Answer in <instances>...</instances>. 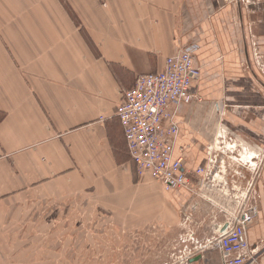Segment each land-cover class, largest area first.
<instances>
[{
	"label": "crops",
	"instance_id": "1",
	"mask_svg": "<svg viewBox=\"0 0 264 264\" xmlns=\"http://www.w3.org/2000/svg\"><path fill=\"white\" fill-rule=\"evenodd\" d=\"M255 11L227 0H0V264H75L77 244L91 264H218L208 214L234 209L252 177L241 160L264 155ZM187 42L202 101L179 109L173 155L194 180L210 165L211 200L140 178L116 115L136 78ZM256 189L248 240L264 264V165ZM184 231L185 256L161 260L162 237ZM122 232L138 242L133 257L112 246Z\"/></svg>",
	"mask_w": 264,
	"mask_h": 264
},
{
	"label": "built area",
	"instance_id": "2",
	"mask_svg": "<svg viewBox=\"0 0 264 264\" xmlns=\"http://www.w3.org/2000/svg\"><path fill=\"white\" fill-rule=\"evenodd\" d=\"M197 50L196 44L187 42L166 59L162 71L139 75L134 86L123 92L116 115L123 127L129 155L141 175H150L166 191L183 188L194 197L211 200L205 193L210 165L196 168L194 174L198 178L194 180L185 170L183 158L173 155L180 132L179 109L195 100L202 101L190 91L201 75L195 62ZM241 161L245 168L246 165L247 169L253 168L248 188L241 193L234 209L224 211L221 207L219 213H223V219L219 221L218 214L212 216L214 239L210 244L219 251L218 264H260V249L250 244L248 231L257 221L255 193L264 155ZM204 264H212L210 258Z\"/></svg>",
	"mask_w": 264,
	"mask_h": 264
},
{
	"label": "rangeland",
	"instance_id": "3",
	"mask_svg": "<svg viewBox=\"0 0 264 264\" xmlns=\"http://www.w3.org/2000/svg\"><path fill=\"white\" fill-rule=\"evenodd\" d=\"M227 1H229V2L230 1H232V2L235 1L240 8L247 7V8L256 10L255 13L252 14V17H253L252 27H253L254 32L255 31L257 32L259 30V28H261V27H259L260 25L261 26H264V24H262L263 22L261 23V21L264 20V0H227ZM263 54L261 53V55H263ZM260 60H261V63L260 64L262 66V69L264 70V56H261ZM239 159H240V157L238 158V160ZM245 159L246 158H244V160ZM247 167L248 166L246 165V168ZM249 170H250L251 173L253 172V168H249ZM138 174H139L140 178H144L146 176V174L145 175H141L139 172H138ZM76 195L83 196L82 190L78 191L76 193ZM239 202H240V197L237 198V200H236L235 203L238 204ZM221 214L223 216V213H221ZM208 215H210V217H208V218H210L209 220H210V223H211L212 222L211 214L209 213ZM108 226H109V229L110 228L116 229L115 226H114V224L111 223V222L108 223ZM145 231L146 232H144V233H145V235L148 236V238L145 239V236L140 237V245L141 246L144 245V244L146 246V244H149L150 242L154 241L151 235H153V233H157L154 230V228H152V226L150 228L145 229ZM190 233H192V232L184 231V234H186V235L183 236L182 238H180V236L178 238H176L174 235L172 237L170 236V240L168 238L165 239V242L166 243H165L164 246H163V242L164 241H163V237H162V240L160 242V245L162 247V248H160V250H161V252H160L161 260H163V259H168V260L173 259V261H174V260L178 259L181 256H185V250H186V246L185 245L186 244L189 245L190 241L192 240L191 237H190ZM124 235H125L124 232H122L121 234H119V239H121V240H119V243L118 244H113L112 243V246L113 247L116 246L115 250L117 251V254L120 253L124 249H128V253H129L130 257H133V256H135V254H133L132 251L134 250V248L137 247L138 242H136L135 245L130 246L129 244H127L126 242L123 241L124 240L123 239L124 238ZM136 236L137 235H133V238H135ZM81 238L83 239L82 236H81ZM143 239L145 240V243L142 241ZM183 240H187V241H183ZM107 244H108V242H107ZM130 247H131V249H130L131 251H129V248ZM99 256H100V253L98 252L97 255H96L97 260H99L98 259ZM75 264H91L89 262V258L88 259H85L84 247L81 244H77Z\"/></svg>",
	"mask_w": 264,
	"mask_h": 264
}]
</instances>
